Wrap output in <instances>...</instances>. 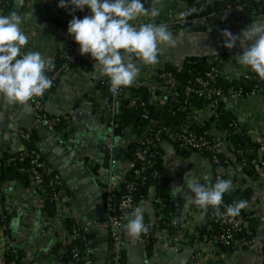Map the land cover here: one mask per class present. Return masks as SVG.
I'll use <instances>...</instances> for the list:
<instances>
[{
	"label": "crops",
	"instance_id": "obj_1",
	"mask_svg": "<svg viewBox=\"0 0 264 264\" xmlns=\"http://www.w3.org/2000/svg\"><path fill=\"white\" fill-rule=\"evenodd\" d=\"M205 1L212 3L225 0ZM57 4L58 0H11L12 13L22 18L20 27L28 37L22 52H40L46 61L52 62L57 52L70 42L64 22L65 14L60 13ZM156 6L161 9L158 16L143 17L165 20L185 12L186 0H159ZM218 17L216 24L203 22L200 25L204 26L203 29H179L173 34L176 40L174 47L158 45V63L180 66L188 56L206 58L217 54L225 60L228 73L242 74L245 68L235 56L242 49L238 46L232 49L223 47L221 32L228 29L238 35L252 21L264 20V10H243L233 6L221 10ZM97 85L95 74L79 63H70L67 68L59 70L44 101V110L48 115L60 116L66 122L65 135L61 140L52 138V149L42 139L40 131L32 127L36 122L35 114L30 115L29 110L26 111L31 107L32 99L24 103H9L0 98V146L16 150L21 129L30 126L36 131L39 151L51 166L63 174L61 177L67 194L76 207L75 221L82 242L93 264H109L110 240L104 194L109 186L115 189L129 172V157L125 153L132 151L133 144H126L124 139V133H129L130 129L116 131L118 121L113 123L114 117L119 120V106H113L106 89L102 91ZM19 105H27V109ZM222 106L224 119L235 116L250 139L264 142V89L254 96H245L237 101L225 100ZM164 153V163L170 172L167 180L171 195L169 206L173 215L167 227L156 228L159 217L153 208L155 190L150 188L141 206L144 208V220L153 229L154 241L150 246L138 241L129 243L124 251V264H264V230L255 221V243L238 253L191 238L190 226L198 224L201 227L205 218L197 205L184 201L180 194L192 181L207 183L203 177L210 176L211 167L203 155L195 154V162L190 157H178L171 144H164ZM235 182L240 183L237 184V191L240 192L238 200L248 201L244 211L264 215V188L259 180L245 175ZM87 192L92 195L85 202L83 195ZM95 193L102 197L101 200L95 197ZM4 195L7 202L3 208L6 228L0 234V244L6 239L20 242L28 264H78L71 260L62 246L61 223L52 224V217L44 211L43 202L30 188L12 190L9 186ZM75 199L81 204L82 210ZM182 201L180 224L174 230V216ZM123 232L129 236L124 225ZM2 261L0 251V264Z\"/></svg>",
	"mask_w": 264,
	"mask_h": 264
},
{
	"label": "built area",
	"instance_id": "obj_2",
	"mask_svg": "<svg viewBox=\"0 0 264 264\" xmlns=\"http://www.w3.org/2000/svg\"><path fill=\"white\" fill-rule=\"evenodd\" d=\"M153 0H144V6L150 7ZM230 7H248L243 0H233ZM65 11L64 22L66 26L71 20L70 9ZM186 12V6L184 8ZM78 18H83L90 14L85 8L83 12L76 10L74 13ZM179 14H174L165 20H149L143 16L131 21L134 25L154 22L165 24L169 31L174 34L180 28H175V23L180 21ZM202 24L201 20L198 22ZM24 50V46L21 49ZM65 61L56 68L49 66L45 74L49 76L52 84L58 76L61 68H67L70 63H81L92 71L98 83L102 84L108 94V99L113 106L125 105L128 108H144L151 105L156 111H167L171 116L178 114L180 117L176 125H168L164 121H153L148 129L141 136L131 132L124 133L126 144H133V149L128 159L129 172L140 175L149 170L153 178L168 179L169 170L164 163V144H171L175 153L180 158H189L195 162V154L203 155L211 167L209 184H214L218 178L230 179L233 190H238L240 183L235 181L245 176V172L251 167L256 168L260 185L264 188V142L254 141L247 135L239 119L230 115L223 119V104L225 100L237 101L245 96H254L261 89H264V80L260 79L255 72L244 69L243 73L232 75L227 72L225 60L220 55L206 57L207 68L201 74H197L188 81H181L176 74L167 69V63H156L155 65H145L134 55L132 60L139 67V75L131 86L120 89L113 88L106 76H101L98 69L93 67L94 60L88 55H80L78 45L70 37V42L61 49ZM248 81L253 85L248 90H243ZM49 88L39 97L32 98L31 109L35 114L36 122H40L47 130L51 131L53 137H59L56 127L63 121L60 116L48 115L44 110V101L49 92ZM145 88L147 92L146 102L143 99L132 96V91ZM147 111H143V117L147 116ZM118 121L113 118V123ZM225 121V123H223ZM32 127L26 126L19 131L16 150H7L0 146V167L13 164L14 162L24 163L19 168V172L29 176L30 185L23 187L15 180H5L0 183V234L6 228L4 224L6 197L5 191L9 186L12 190L30 188L33 194L38 197L43 204L51 202L54 204L55 215L52 217V224L61 223L63 239L60 240L63 247L68 246V255L75 263L93 264L82 236L75 221L76 207L71 203L64 181L58 170L51 166L44 158L41 151L28 149L24 145L30 137ZM110 139V137H108ZM6 156L4 157V154ZM3 154V156H2ZM238 171V172H237ZM136 187L128 182L123 192L115 196L114 187H108L104 194L108 224L107 230L110 240L109 264H122V257L129 243L136 241L147 245L149 238L153 236V229L149 226L147 233L141 234L139 238L125 235L123 232L124 221L134 208L141 206L146 200L135 201ZM116 197V200H115ZM236 201H228L223 198V203L219 208L221 215H217L216 210L209 207L206 212L202 211L203 218L209 222L200 231V226H190V236L192 239L201 242L213 243L226 250L238 253L255 243V236L246 230L248 219L255 221L264 230V215L256 213H246L241 210L236 217L228 216L224 213L225 207ZM158 203L155 197L153 208L159 217L156 228L167 227L168 215L163 218V206ZM44 208V207H43ZM163 218V219H162ZM72 220L75 228L70 232L66 230V220ZM57 223V224H58ZM56 224V225H57ZM75 240L78 241L75 243ZM78 243V244H77ZM264 250V239L262 240ZM22 250L20 242L6 239L0 244V251L3 255L2 264H15L14 260L6 259V251L16 253ZM25 260V259H24ZM194 260V256L192 258Z\"/></svg>",
	"mask_w": 264,
	"mask_h": 264
},
{
	"label": "clouds",
	"instance_id": "obj_3",
	"mask_svg": "<svg viewBox=\"0 0 264 264\" xmlns=\"http://www.w3.org/2000/svg\"><path fill=\"white\" fill-rule=\"evenodd\" d=\"M153 0L151 8L144 6V0H58L57 7L70 9L71 20L67 25V34L78 45L80 55H88L94 60L93 67L101 76H106L113 88L131 86L139 75V67L133 62V55L145 65L158 63L160 44L174 47L176 40L165 24L154 22L130 23L141 16L156 17L161 9ZM88 15L78 18L73 13ZM194 9L179 14L183 20ZM226 18V17H225ZM22 18L15 14L0 15V98L9 103H24L34 97L42 96L52 81L45 74L51 61H46L40 52H22L28 42L27 35L21 30ZM223 47H239L240 54L235 55L237 62L244 68L255 72L264 80V20L252 21L238 35L228 29L221 32ZM215 53V50H211ZM204 181H210L204 175ZM178 188V187H174ZM187 188L194 195L191 201L204 212L209 207L221 215L219 208L225 193L233 190L230 179L218 178L214 184L192 181ZM248 201L238 200L225 207L224 213L231 217L240 215L246 209ZM124 228L130 237L139 238L149 231L144 222V208L137 206L126 217Z\"/></svg>",
	"mask_w": 264,
	"mask_h": 264
},
{
	"label": "trees",
	"instance_id": "obj_4",
	"mask_svg": "<svg viewBox=\"0 0 264 264\" xmlns=\"http://www.w3.org/2000/svg\"><path fill=\"white\" fill-rule=\"evenodd\" d=\"M248 7H244L243 10L255 9L256 11L264 10V0H243ZM233 0H225V1H215L212 3H208L205 0H186V11L189 9H194L189 15H187L183 20L177 21L175 23V28L180 29H203L204 26H200L198 22H207L208 24H216L219 21V12L223 10L226 5L232 6ZM60 13L64 14L65 11L59 8ZM13 12L11 6V0H0V15H9ZM62 51H58L55 55V60L51 62V66L53 68L57 67V64L63 63L65 61L64 57L61 55ZM80 65L89 70L87 66H84L80 63ZM167 69L173 71L179 80L185 82L196 76L197 74H201L207 68V62L205 57L200 56H188L184 59L180 66L172 65L171 63H167ZM253 82L248 81L243 90H248L252 87ZM97 88L104 91V86L98 83ZM51 88H49L50 90ZM132 96L136 98L143 99L146 102L147 100V92L145 88H140L137 91H132ZM143 111H147V116L143 117ZM118 126L116 127V131L122 132L123 130L129 128L131 133H135L137 136L143 135L148 131L151 123L153 121H164L168 125H176L180 117L178 114L171 116L167 111H156L151 105H145L144 108H128L125 105L119 106V114H118ZM224 119V117H223ZM225 123V121H223ZM65 127L66 122L62 121L56 127V133L59 137L65 135ZM38 137L36 131L32 128L30 137L24 141L25 147L28 149L38 150L39 148L36 145ZM132 152V151H131ZM130 151L125 153V156L128 158L131 154ZM4 157L6 153H3ZM2 154V156H3ZM24 163L14 162L13 164L0 167V183L5 180H15L21 183L23 187H28L30 185L29 176L26 173L19 172V168L23 166ZM245 174L251 178H256L258 176V172L256 168L251 167L250 170L246 171ZM131 182L135 185V201L138 203L141 200L146 199L147 193L150 188L155 190V197L158 203H155V207L159 204L163 206L162 214L163 218L165 216L170 217L173 215L172 209L170 208L171 195L168 191L169 181L167 179L161 178H153L150 175L149 170L142 172L140 175H135L132 172H128L123 180L118 184V186L114 189V194L117 197L121 192H123L125 185ZM239 191L236 192H227L224 194L223 198L228 201H238L239 199ZM115 197V200H116ZM44 211L47 212L48 215L53 217L55 215L54 204L51 202H46L44 205ZM162 218V219H163ZM248 223L246 225V230L251 234L254 233V225L255 222L251 219H248ZM209 221L205 219V222L202 224L200 231L204 229ZM66 230L70 232L75 228V224L72 220L68 219L65 223ZM154 241V237L151 236L148 241V246L152 244ZM78 242L75 240V243ZM79 243V242H78ZM77 243V244H78ZM68 246L64 247L66 254L68 255ZM226 249V248H224ZM24 250H19L16 253H11L10 251H6L5 258L14 260L15 264H28L24 260ZM122 264H124V254L122 257ZM80 264V263H78Z\"/></svg>",
	"mask_w": 264,
	"mask_h": 264
},
{
	"label": "water",
	"instance_id": "obj_5",
	"mask_svg": "<svg viewBox=\"0 0 264 264\" xmlns=\"http://www.w3.org/2000/svg\"><path fill=\"white\" fill-rule=\"evenodd\" d=\"M21 106L23 107V109H25V110L27 109V105H19V107H21ZM28 110H29L30 115H33L34 112H33V110L31 109V107H29V109H27L26 111H28ZM26 113H28V112H26ZM32 127L36 128L37 130L40 131L42 139H43L44 141H47V146H48L50 149H52V146H53V141H52L53 135H52V134H53V133H52L51 131L47 130V129H46V128H45L40 122H34ZM59 140H61V139H59ZM58 172H59V171H58ZM59 174H60L61 176H63L62 173L59 172ZM187 186H188V185H187ZM90 195H92V194H90L89 192H87V193H85V194L83 195V199H85V202H86V199L89 200V198L91 197ZM94 195H95V197H96L97 199H100V200H101L102 197H101L98 193H95ZM191 195H194V194H192V193L190 192V190L186 187V188H184V189L182 190V192H181V194H180V198L183 199L184 201H185V200H188L189 202H192V201H191V198H190ZM70 198H73V196L70 195ZM74 201H75V203L78 205V207L82 210L81 204L78 202V200L75 199ZM93 201H94V200H93ZM182 205H183V201H182V203H181L180 208L177 209V211H176V213H175V216H174V230H176V229L178 228L179 224H180L181 207H182ZM85 231L88 232L87 229H85ZM7 233H8V236H10V232L7 231Z\"/></svg>",
	"mask_w": 264,
	"mask_h": 264
}]
</instances>
